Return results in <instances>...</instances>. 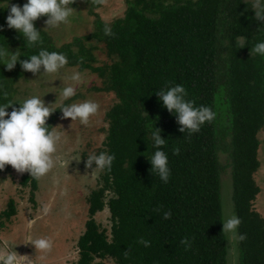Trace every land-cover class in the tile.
<instances>
[{
	"label": "trees",
	"instance_id": "trees-1",
	"mask_svg": "<svg viewBox=\"0 0 264 264\" xmlns=\"http://www.w3.org/2000/svg\"><path fill=\"white\" fill-rule=\"evenodd\" d=\"M21 3L0 0V46L19 53L20 60L41 49L63 53L67 67L95 73L103 81L99 91L117 99L105 113L102 151L115 159L110 171H101L98 187L87 198L77 264H105L106 259L115 264H227L221 233L224 154L231 161L238 232L246 234L237 246L238 264H264V217L252 208L259 192L253 179L259 166L256 135L264 131V56L251 54L256 43L264 42V21L255 19L252 5L244 0H127L124 22L111 26L113 36L104 35V23L96 20V32L88 36L57 46L40 30L41 43L29 47L6 24L10 6L26 4ZM34 26L39 30L36 21ZM90 41L105 44L108 57H114L110 65L92 66V49L85 46ZM26 73L19 62L11 71L0 64V105L12 102L19 108L13 85ZM177 84L184 86L185 99L195 107L207 106L216 113L199 132H180L177 115L156 95ZM61 116L55 109L46 122L49 130ZM156 128L165 139L160 150L168 157L167 183L151 173L149 159L156 150L151 133ZM29 178L36 189L31 176H23L22 184ZM105 208L109 229L94 218ZM169 210L171 218L163 219ZM14 214L10 200L0 212V225ZM185 237L191 245L187 249L180 243ZM141 238L150 246L139 243Z\"/></svg>",
	"mask_w": 264,
	"mask_h": 264
},
{
	"label": "rangeland",
	"instance_id": "rangeland-1",
	"mask_svg": "<svg viewBox=\"0 0 264 264\" xmlns=\"http://www.w3.org/2000/svg\"><path fill=\"white\" fill-rule=\"evenodd\" d=\"M27 3V0H21ZM173 0H168L172 2ZM251 5L254 0H244ZM21 3V4H22ZM76 7L68 18L67 24H60L55 28H47L45 19L36 20L39 30L51 38L57 46L70 43L75 38H83L94 32L96 20L109 23L124 22L127 0H104L101 5H92L91 0H75ZM264 3V0H262ZM91 48L94 58L92 66L110 65L113 58L108 57L105 44L90 41L85 44ZM76 52V49H74ZM43 66L37 74L28 72L17 78L13 88V101L23 102L32 96H38L45 104L57 110L65 105L81 103L91 100L99 105L97 114L90 117L87 125L81 124L79 119H57L50 131L60 134L55 157H59L56 165L45 176L36 179V189H32L29 181L22 184L23 176H31L29 172L18 173L11 165L0 170V212L7 208V203L13 200L15 214L9 219H2L0 225V252L16 251L21 256L28 257V264H77V241L85 229L87 215V198L99 184L101 170L86 168L87 157L99 155L104 150L103 142L106 137L108 124L105 113L116 103L113 93L101 92L103 81L95 73L88 70L78 71L76 67L67 65L56 74L43 73ZM82 74V81L75 83L69 79L74 73ZM73 86L76 95L65 100L62 89ZM71 100V101H70ZM70 101V102H69ZM68 103V104H66ZM65 104V105H64ZM63 115V114H62ZM7 118V117H6ZM259 141L257 160L259 166L253 174V179L259 188L252 208L264 217V131L256 135ZM79 160V161H77ZM221 208L223 219L233 213L232 205V176L230 159L226 154L221 155ZM95 164H93V168ZM47 206L50 210L43 213ZM39 217V218H38ZM96 222L109 229V212L107 208L95 215ZM35 221L34 224H31ZM31 224V227L29 226ZM226 237V236H225ZM48 238L52 244L49 252L36 250L29 239ZM227 264H238L237 247L230 249L226 237ZM105 264H115L106 259Z\"/></svg>",
	"mask_w": 264,
	"mask_h": 264
},
{
	"label": "clouds",
	"instance_id": "clouds-1",
	"mask_svg": "<svg viewBox=\"0 0 264 264\" xmlns=\"http://www.w3.org/2000/svg\"><path fill=\"white\" fill-rule=\"evenodd\" d=\"M75 0H27L22 7L16 4L10 6L9 14L6 18L7 27L15 29L21 33L29 47H34L41 43L40 30L34 26V21L42 16H46L45 21L47 28H55L60 24H67L69 17L73 13L71 5ZM93 5H101L104 0H91ZM9 5L7 3L8 8ZM252 8L255 19L264 21V3L262 0H254ZM3 26H0V30ZM103 33L106 36H113L114 33L109 23H105ZM243 39H241V48H243ZM264 56V42H258L251 49V54ZM27 60H20L17 52H12L8 48L0 46V61L6 66L8 71L13 70L19 62L24 71L37 74L43 66L47 74H56L68 64L65 54L58 52H49L41 49L38 54L28 56ZM81 63L83 58H81ZM69 79L75 83H80L83 79L82 74L74 72ZM62 96L65 100L76 95L75 87L69 85L62 89ZM156 95L163 101V105L170 113L177 115V123L181 126L179 131L184 133L186 130L189 134L200 131L201 125L205 122H211L216 118V113L207 106L195 107L194 103L185 99L187 96L186 89L183 85H175L156 92ZM5 99L8 93H4ZM12 102L0 105V170L6 165H11L18 173L29 172L31 177L39 179L56 165L59 157H55L57 152V143L61 136L55 131H50L47 120L55 111L49 108L43 99L38 96H32L18 103L19 108L15 107ZM12 108L9 113L6 109ZM62 111V118H71L72 121L79 119L81 124L87 125L90 117L97 114L99 110L98 103L86 100L81 103H72L59 108ZM7 117V118H6ZM153 148L156 149L149 159L152 167L151 173L158 174L161 181L167 183L170 177L168 167V157L166 153L160 150L165 145V139L161 137V129L156 128L151 133ZM175 155H179L180 150H173ZM114 155L102 152L99 155L92 154L87 157L86 168L95 170H111L114 161ZM79 161V160H77ZM93 164L95 167L93 168ZM50 209L45 206L43 213L47 214ZM171 211L163 213V219L171 218ZM39 218V217H38ZM32 221L31 224H34ZM31 224L29 225L31 227ZM241 220L235 214L226 216L222 222V232L228 241L230 249L235 248L240 242L246 239V234L238 232ZM145 247L150 246V242L143 238L138 241ZM25 243H31L36 250L49 252L52 249L53 242L48 238L29 239ZM189 248L190 241L187 237L180 241ZM127 255V253H125ZM0 264H28V257L21 256L16 251L0 252Z\"/></svg>",
	"mask_w": 264,
	"mask_h": 264
}]
</instances>
